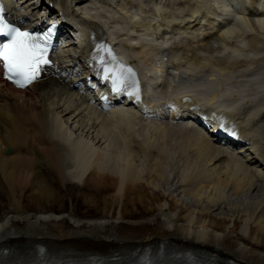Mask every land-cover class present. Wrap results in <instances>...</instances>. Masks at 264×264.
Listing matches in <instances>:
<instances>
[{
	"label": "bare ground",
	"instance_id": "1",
	"mask_svg": "<svg viewBox=\"0 0 264 264\" xmlns=\"http://www.w3.org/2000/svg\"><path fill=\"white\" fill-rule=\"evenodd\" d=\"M65 1L71 21L90 19L88 27L96 29L90 35L96 40L108 35L119 46L124 59L139 68L144 80L150 72L171 75L174 81L184 76L183 84L170 90L174 94L170 96L172 118L180 116V110L183 120L191 122L198 118V113L210 114L207 123L213 124V113L220 117V123L227 120L226 130L236 133L231 136L227 132L226 136L232 141L248 142L251 151L264 162V79L253 74L264 63V4H259V10L252 5L248 14L218 17L222 15L215 12L220 7L215 0H128V3L122 0L127 5L121 3L118 16L122 18H118L112 13L93 11L86 6L88 0H53L58 4ZM202 5L204 8L196 11ZM176 36L182 38L184 45L168 47ZM83 49L72 69L78 79L71 77L65 67H61L56 78L49 77L26 91L14 90L0 79V202L6 197L9 206L5 217L0 216V247L40 245L108 255L113 251L166 245L210 255L220 264H264L261 216L244 226L246 206L227 201L223 193L216 200L213 193L218 188L231 189L236 196L247 188L253 189L251 185L256 178L248 173L244 157L238 156L242 151L234 153L214 146L204 137L203 130L183 125L155 128L160 137L154 143L148 140L146 128L138 133L141 109L117 107L102 112L92 89L85 84L80 90L73 89L76 81L85 78L79 64L83 66L89 61V51ZM179 52L183 54L182 60L178 58ZM226 55L233 58L225 59ZM53 72L54 69H48L47 75ZM156 80L148 79L151 85L148 91L143 85L145 96L155 91L152 85ZM119 98L109 95L114 102ZM72 120L82 122L77 127L87 134L93 129L96 140L106 142L108 150L102 152L98 146L77 138L68 126ZM220 123L215 124L212 133L220 134ZM175 137L181 141L176 147L172 143ZM76 146L81 151L74 156L69 150ZM177 149L179 160L173 156ZM188 150L195 152L197 161L211 164L213 172L201 168L191 172L189 166L197 162H189L194 156L191 154L190 159ZM177 162L183 164L180 170L183 182L192 185L191 192L199 202L204 199L212 210L229 206L234 214L239 207L243 216L232 221L204 211L196 214L191 206L173 199L170 203L154 185L159 180L169 186L172 182L167 171ZM256 162L258 166L260 161ZM257 188L263 189L262 202L257 205L262 212L264 182L254 191ZM74 190L81 197L73 198L78 201L83 198L87 206L100 207L103 203L105 211L101 217L105 218L70 224L68 219L56 216L55 206ZM29 193L30 207H26L24 195ZM88 193L92 196H87ZM102 197L108 199L98 201ZM117 205H120L118 221L112 217L111 209ZM128 205L137 207L138 212L141 209L140 213L130 214ZM155 205L157 212L166 210L170 216L159 213L149 219L128 222L145 216L142 209L149 213ZM64 209L57 211L61 213ZM175 210L181 211L176 219L172 217ZM29 211L32 216L27 214ZM35 211L43 217L35 215ZM50 213L55 217H48ZM163 217H167V222ZM87 218H91L89 213L84 220H92Z\"/></svg>",
	"mask_w": 264,
	"mask_h": 264
},
{
	"label": "rangeland",
	"instance_id": "2",
	"mask_svg": "<svg viewBox=\"0 0 264 264\" xmlns=\"http://www.w3.org/2000/svg\"><path fill=\"white\" fill-rule=\"evenodd\" d=\"M107 1L108 2H103V1H99V0H90V1H88L87 6L95 7L98 11H102L103 13L108 12L109 14L112 13V14L118 16L119 15L118 13L121 10V9L119 10L120 5H122L121 3H123L124 6L127 5V3H128V0H124L127 3H125L122 0H117V1L114 0L113 2H110L109 0H107ZM107 4H109V5L107 6ZM114 6H116L119 11L117 9H115L116 7H114ZM115 11H117V12H115ZM118 18H122V17L121 16H118ZM232 41L235 43L234 39ZM170 45H172V46H175V45L183 46L184 44H183V40H181V38H179V37L176 36L175 38L172 39ZM69 51L71 53L74 52L73 48H70ZM227 56L228 55H226L225 56L226 58L225 57L224 58L229 60L230 57L228 56V58H227ZM178 58L180 60L183 59L182 52H179V57ZM232 58H230V59H232ZM212 59H214V58L212 57ZM213 65H215V63ZM262 66H263V68H262ZM219 67H220V65H219ZM253 74L254 75H257L258 78H260V79L263 80L264 79V63L263 64L260 63V66L255 69V71L253 72ZM161 78H164V79H167L168 80V82L170 83V88L169 89H166L163 85L160 86V89H159L160 96L161 95H164V93L166 91H170L172 89L171 86L173 87V85H176L177 84L176 82H173L172 79H169L165 75L162 76ZM82 120H84V119H82ZM71 122L72 121H70L68 123V126L69 127H71ZM80 123H82V122H79V123L76 122L73 125V128H72L74 131H77L76 137L79 138V139L86 140V141L90 142L92 145L95 146V148H96V146H98L99 147V150L102 151V152L107 151L108 150V144L106 142L102 143V142H99L100 140H96V137H95L96 134H95V132H94L93 129H91V133L90 134L89 133L87 134L86 132H83L82 131V128L80 130L77 127V125H79V126L82 125ZM153 124L155 126H157V127L160 125L159 127H162V128L168 127V126H174L175 127V126H180V125H187L186 123L172 124V123L167 122V121H165V122H153ZM188 125H193V123L192 122L191 123H188ZM85 134L87 135V137L84 136ZM93 134H95V135H93ZM149 134H150L149 137L151 139L150 141H153L154 143H156V142L159 141V139L156 140L157 139L156 138L157 136L154 135L152 132H149ZM204 134L206 135L207 140L210 139V141H212L211 140L212 137L209 134H207L205 132H204ZM98 143H100V144H98ZM174 143L176 145H179L181 143V141H178V142H175L174 141ZM175 144H173V146L176 147ZM213 145H214V143H213ZM214 146L220 147L219 145H216V144ZM243 146L246 147V148H244V151H243L242 155H238V156L244 157V159H246L245 161H247V165L249 166V169H250V170L248 169V173L250 172L251 173L250 175L251 176L253 175L252 177H255L256 178L255 183L253 185L250 184L253 187V189L250 190V188H247V190L245 192H240L238 194L236 193V196L234 195L235 193L231 189L230 190H224V189L222 190V189L218 188L216 191H213V193L214 192L216 193V195H215V197H216L215 199L216 200L219 199L218 198V196H219L218 194L223 193V195L226 196V199H228L227 201L233 202V204H236V205H238L240 203H243L246 206V209H248V211L245 214L246 216H244V219H243V220H245L244 221V226H246V222H249L250 220L255 221L260 216H261L260 218L262 219V221H264V211L260 212L259 211L260 209L257 210V205L260 202H262V199L260 197H261V191H263V189L261 190V189L257 188L256 191H254V188L255 187H261L262 186V182H264V175H263L264 174L263 173V171H264V167H263L264 166L263 165L264 162H262V160H260L259 158H257L254 150L251 151L252 148L249 145H243ZM228 150L229 151H232L230 149H228ZM177 152H178V154H177ZM188 152H189V150H188ZM189 153H188V155H189V158L191 159L194 156L193 153H195V152H192L191 151ZM191 154H193V156ZM253 155H254V157H253ZM174 157L176 159H177V157L180 159V157H179V150L178 149L174 152ZM194 158H195V156L189 161L192 164H195L194 162H197L196 165L189 166V170L191 172L192 171L194 172L196 168L206 169L208 171L210 169L211 170L210 172H213L214 167L211 164H210L211 165L210 166L208 163H205L206 161H202V160H198L197 161L196 158L195 159ZM179 159H177V160H179ZM257 159L260 160V162H258V166H257V162H256ZM249 160H250V162H249ZM182 165L183 164L177 162V165L175 167H173L171 169L170 168L168 169L169 172L167 171V175H168V178L172 182L169 186H164L163 183L159 182V180L155 183V185H154L155 186V190L158 193H161L162 195H165L166 198L169 199V202L170 203H171L170 200L173 199L176 202H179V203H181L183 205H189V206H191L193 212H195L196 214L204 211V212H207L210 215H213L214 217H217V218H223V217L224 218H231L232 221H235L236 218H239V217L241 218L243 216V214H239V212L242 210L239 207H237V213L234 214V213H231V211H229V206H227L226 209H225V206L226 205H222L220 207L217 206V207H215L212 210V209H208V206L210 205V203L206 202L204 199H202V202H199L195 198L196 197L195 193L194 192H191L193 190L192 185L189 184L190 185L189 186L187 183L183 182V179H182L181 174H180L181 173L180 170H182ZM173 172H174V174H173ZM258 172L260 174H258ZM258 175H261V176H258ZM259 183H261V184H259ZM185 187H188V188H185ZM214 194H213V196H214ZM30 195H31L30 193L24 195V198L26 200V207H30V205H29V196ZM86 195L87 196H92V195H90V193H88ZM73 196L77 197V199H78V197H81V194H79V192L77 190H74V191H72L71 196H69V197L68 196H63L64 200L55 206L56 207V213H55L56 216H59V217L61 216V218L68 219V221H69L70 224L73 223L72 221H74V222H80V221H82V222L92 223V222H95L97 219H104L105 218V217H101V212L102 211H105V208H103L104 207L103 203H101L100 207H97V206L96 207H91V206H87L86 203H84V201H83L84 199L83 198L81 199V201H78L77 199H74ZM103 198L104 197L100 198L98 201H101L102 200L101 202H104L105 200L108 199L107 197L105 199H103ZM165 199H163V201ZM215 199L213 200L214 201V204H216V202H215L216 200ZM6 200L7 199L5 197L4 200H2L0 202V216L1 217H5L4 213L7 212V211H9V206L6 203ZM156 205H155V207L149 213H146L145 212V209H142L143 210L142 212L145 213V216H143V217H137L136 219L130 220L128 222L129 223H132V222L140 221V220H143V219H149V218H152L154 216V214L157 215L159 213H162V214L164 213L165 215H168L169 214V213H167L166 210H164L163 212H159V211L157 212ZM62 207H64L65 209L64 210H61V213H59V211H57V210H59ZM119 208H120V205H117L116 207L111 208L113 210V213H114V215L112 217H114L116 219V221L119 220V218H118ZM126 208H127V211H129L130 214H138L141 211V209H139V212H138L136 210L137 207H132V205H128ZM249 208H251V209H249ZM149 209H150V207H149ZM86 213H89L90 214L91 218H87V219H92L91 221L84 220L86 218ZM105 213H108V211H106V212H104L102 214L105 215ZM27 214L32 216L33 215V212L29 211V212H27ZM38 214L39 213L36 212L35 215L39 216ZM180 214H181V211L180 210H175L174 211V214L172 215V217L174 219H176ZM51 216L52 217H55L51 213L48 214V217H51ZM169 216L170 215H168V217ZM39 217L42 218L43 216H39ZM59 217H56V218H59ZM163 218H164L163 221L167 222V219H166L167 217H163ZM170 223H171V221H170ZM19 224L20 225H24V223L21 222V221L19 222ZM225 228L227 229V226H225Z\"/></svg>",
	"mask_w": 264,
	"mask_h": 264
},
{
	"label": "snow or ice",
	"instance_id": "3",
	"mask_svg": "<svg viewBox=\"0 0 264 264\" xmlns=\"http://www.w3.org/2000/svg\"><path fill=\"white\" fill-rule=\"evenodd\" d=\"M3 5H0V65L5 79L18 88H26L36 82L46 67L51 66L49 50L53 32L51 29L41 34L22 30L6 21ZM101 50L103 55H100ZM92 59L103 72L102 79L109 82L115 96H126L138 103L141 99L140 80L135 70L119 61L107 45H97ZM224 127V125H221ZM228 134L235 136L234 130Z\"/></svg>",
	"mask_w": 264,
	"mask_h": 264
}]
</instances>
